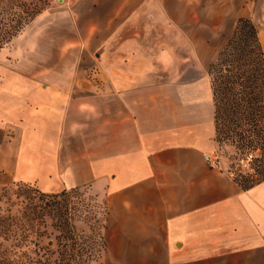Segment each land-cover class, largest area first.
Instances as JSON below:
<instances>
[{
  "label": "crops",
  "instance_id": "crops-1",
  "mask_svg": "<svg viewBox=\"0 0 264 264\" xmlns=\"http://www.w3.org/2000/svg\"><path fill=\"white\" fill-rule=\"evenodd\" d=\"M118 4L87 26L48 10L1 47L0 183L102 197L114 264H264V178L212 158L208 69L243 16L264 55V0Z\"/></svg>",
  "mask_w": 264,
  "mask_h": 264
},
{
  "label": "rangeland",
  "instance_id": "rangeland-1",
  "mask_svg": "<svg viewBox=\"0 0 264 264\" xmlns=\"http://www.w3.org/2000/svg\"><path fill=\"white\" fill-rule=\"evenodd\" d=\"M98 1L0 0V20L12 25L22 23L10 39L1 42L0 49L8 47L12 37L27 25L46 22L43 12L49 10L55 22H64L74 14L75 18L79 16L83 26H87L91 22L90 10L98 15L96 19L104 20L108 17L105 14L109 8L114 10L120 0H101L106 5L102 7H107L101 11L95 7ZM60 9H65L64 13L58 11ZM57 12L61 13L57 15ZM118 17L113 15V18ZM249 30L245 25L243 34L246 35L242 34V38L237 39L239 47L231 45L221 59L210 63L211 83L216 78L218 83L228 65L235 68L238 61L245 62L257 54L256 41ZM48 51L51 55L60 53L58 47H49ZM103 51L101 46L84 47L80 54L95 58ZM89 63L87 59L81 65L87 68ZM219 119L220 129L215 133L211 151L215 163L232 171L242 185L264 177V169L261 171L264 141L254 140L250 132L253 141L247 142L248 135L244 138L239 134L240 131L245 132L241 126L231 125L224 116ZM105 210L104 199L86 187L44 192L30 182L0 183V264H114L110 253L111 243L116 240L104 237Z\"/></svg>",
  "mask_w": 264,
  "mask_h": 264
},
{
  "label": "trees",
  "instance_id": "trees-1",
  "mask_svg": "<svg viewBox=\"0 0 264 264\" xmlns=\"http://www.w3.org/2000/svg\"><path fill=\"white\" fill-rule=\"evenodd\" d=\"M245 25L249 26V32L251 31L256 41L257 54L245 62L238 61L235 68L228 65L227 70L223 69L222 78L218 79V83L217 78L213 80L212 90L216 131L220 129L219 118L224 116L231 125L241 126L245 132L240 131L239 134L244 138L248 135L247 142L252 143L253 138H250V132L254 140L264 141V120H262L264 115V55L257 29L249 18L240 17L238 19L232 36L219 53L218 60L231 45L235 48L239 47L237 41L242 38L240 35L243 34ZM21 26L20 22L12 25L11 22L0 20V46L1 42L10 39ZM263 169L264 166L261 171Z\"/></svg>",
  "mask_w": 264,
  "mask_h": 264
},
{
  "label": "built area",
  "instance_id": "built-area-1",
  "mask_svg": "<svg viewBox=\"0 0 264 264\" xmlns=\"http://www.w3.org/2000/svg\"><path fill=\"white\" fill-rule=\"evenodd\" d=\"M205 158H206V159H211V156L208 155V154H205Z\"/></svg>",
  "mask_w": 264,
  "mask_h": 264
}]
</instances>
